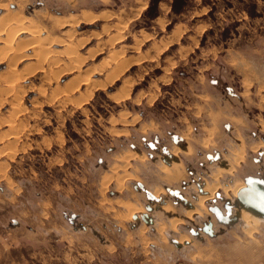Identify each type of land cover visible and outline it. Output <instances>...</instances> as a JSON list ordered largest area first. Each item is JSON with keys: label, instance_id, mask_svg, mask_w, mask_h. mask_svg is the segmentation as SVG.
Returning <instances> with one entry per match:
<instances>
[{"label": "rangeland", "instance_id": "rangeland-1", "mask_svg": "<svg viewBox=\"0 0 264 264\" xmlns=\"http://www.w3.org/2000/svg\"><path fill=\"white\" fill-rule=\"evenodd\" d=\"M150 1L0 0L53 52L0 45V264H264L229 191L264 179V0Z\"/></svg>", "mask_w": 264, "mask_h": 264}, {"label": "bare ground", "instance_id": "bare-ground-1", "mask_svg": "<svg viewBox=\"0 0 264 264\" xmlns=\"http://www.w3.org/2000/svg\"><path fill=\"white\" fill-rule=\"evenodd\" d=\"M3 15V14H2ZM3 16H6V15H3ZM12 17V16H11ZM3 18V17H2ZM5 20H0L1 21V23L2 24H0V25H2V27L0 28V45L1 44H3V47L1 48V50L2 49H6L5 50V57L6 56H9V55H7L8 54V52L9 51H11V53H10V58L12 59V63L14 64L13 65V67L12 68H10V70L12 71V74H13V76H14V78L16 77V75H17V73H18V71H16L17 69H16V67H17V65H18V62L20 61V62H24V61H28V63H29V59H30V57H31V55H29V54H32V53H29L28 55L27 54H25L26 53V51L24 50V48H19V47H17V45H16V42H12V41H9V38L7 39V40H2L3 38V36H6V35H12V33H16L17 35L16 36H25V35H32L33 37L31 38V39H33L32 40V42L30 43V44H28V45H30V47H31V49L33 48V49H35V48H42V47H40L41 45H43V43H45V42H48V41H46V39H45V35H44V37L42 38V36H36V35H34V34H38V33H34L33 31H35V30H32V26L34 25V24H32L33 22H32V20H27L28 21V23L30 24V25H28V23L26 24L25 22H27V21H25V22H23V21H18V22H15V21H11L10 20V17L9 18H4ZM22 19V18H21ZM3 21H6V23L4 22L3 23ZM36 25V24H35ZM38 27V26H37ZM34 29H36L35 27H34ZM39 29H37V31H38ZM41 30V29H40ZM39 30V31H40ZM36 31V32H37ZM38 31V32H39ZM42 33V32H41ZM39 35H40V33H39ZM15 36V37H16ZM9 37V36H8ZM14 37V36H13ZM15 37H14V40H15ZM49 37H51L50 35H48V38L47 39H50ZM7 38V37H6ZM21 40H22V38H21ZM4 41L7 43V44H5L4 43ZM50 42V41H49ZM22 43V42H21ZM25 43H27V41L25 42ZM28 43H29V41H28ZM65 43V42H64ZM47 44V43H46ZM68 44V43H67ZM66 45V44H65ZM71 45H72V43H71ZM49 46L52 48L53 46H55V43L54 42H52L51 41V43L49 44ZM48 45H45V47H47V48H50ZM70 46V44H68V47ZM22 47V46H21ZM23 47H25L24 45H23ZM26 48V47H25ZM44 48V47H43ZM28 49V48H27ZM73 50V49H72ZM6 51H8V52H6ZM1 52V51H0ZM52 52V51H51ZM50 51H47L46 49H45V51H43V52H33V57L34 56H36V57H38L37 59H38V61L40 62V60H46V59H48L49 58V60H50V58L53 56V55H51L50 53H51ZM1 54H2V52H1ZM52 54H53V52H52ZM68 55V54H67ZM4 57V58H5ZM4 58H0L1 60H3ZM6 59V58H5ZM68 59H69V61H70V63H72V64H74V63H76L77 61H78V56L77 55H75V52H74V55H73V53L71 52V54H69V56H68ZM53 61V60H52ZM11 63V62H10ZM11 63V64H12ZM43 63V62H42ZM53 63H56V66L58 65L57 64V61L55 62V60H54V62ZM60 63V62H59ZM42 65V64H41ZM54 66V65H53ZM52 66V67H53ZM10 67V66H9ZM70 67H71V65H70ZM69 67V68H70ZM73 67V66H72ZM42 68V67H41ZM40 68V69H41ZM68 68V67H67ZM60 69V68H59ZM64 69V68H63ZM76 69H78L77 67H76V65L72 68V73H75V71H76ZM19 70V69H18ZM62 70V69H61ZM70 70V69H69ZM63 72H65V71H63ZM44 73V72H43ZM6 76V75H5ZM20 76V75H19ZM10 77V76H9ZM21 77H23V76H20V78ZM13 78V80H11L10 79V81H8V82H6V84H5V86H4V89H5V91H8V92H6V93H12L13 95H14V92L18 89V86H17V83L15 82V80L16 79H14ZM23 78H25V77H23ZM20 89V88H19ZM18 89V90H19ZM3 90V87H1V91ZM4 91V92H5ZM11 94V95H12ZM16 94V93H15ZM19 94H21V93H19ZM6 96H8V95H6ZM13 107H15L14 106V104H13ZM17 108V107H16ZM18 109H16V111H17ZM20 113V112H19ZM8 123V122H7ZM14 129V128H13ZM236 187H233L232 189H229V191H231V192H233V195H234V197L235 198H237V196H238V193L242 190V189H244L245 187H247L245 184H238V185H235ZM226 189H228V187L226 188ZM215 193H216V188H214L213 190H212V192H209L206 196H204V197H202L200 200H199V202H200V205L202 206V205H205V201H207V200H210V198L212 199L214 196H215ZM238 202V201H237ZM238 204V203H237ZM240 207V206H239ZM235 213H237V215L241 218V220H242V222L248 227V226H250L251 225V227L249 228L250 230L249 231H251V230H254L255 228L253 227L254 225H257V223H260V222H263L264 221V218L262 219L261 217H258V216H256L250 209H246V208H243L242 207V210L241 211H238V210H236L235 211ZM188 214L190 215L191 214V211H189L188 212ZM234 215V213L232 214V216Z\"/></svg>", "mask_w": 264, "mask_h": 264}, {"label": "water", "instance_id": "water-1", "mask_svg": "<svg viewBox=\"0 0 264 264\" xmlns=\"http://www.w3.org/2000/svg\"><path fill=\"white\" fill-rule=\"evenodd\" d=\"M245 187L242 189L237 196V200L240 205L247 210L250 209L256 216L264 218V179H259L257 177H247L245 179ZM231 205L227 204V214H224L222 210L217 207H211V212L214 213L215 217L221 223L226 225H233L235 221L238 220L236 217L231 216Z\"/></svg>", "mask_w": 264, "mask_h": 264}, {"label": "trees", "instance_id": "trees-1", "mask_svg": "<svg viewBox=\"0 0 264 264\" xmlns=\"http://www.w3.org/2000/svg\"><path fill=\"white\" fill-rule=\"evenodd\" d=\"M159 2H160V0H151L149 3L150 6H149L148 10L144 13V17H146L149 20L156 18L159 15V11H158ZM177 2H178V0H174V2L172 3L173 4V11L175 14L179 15L181 11L177 8L178 7ZM249 15L251 17H254V15L252 13H249Z\"/></svg>", "mask_w": 264, "mask_h": 264}, {"label": "crops", "instance_id": "crops-1", "mask_svg": "<svg viewBox=\"0 0 264 264\" xmlns=\"http://www.w3.org/2000/svg\"><path fill=\"white\" fill-rule=\"evenodd\" d=\"M3 8H4V7H3ZM3 8H2V9H3ZM172 9H173V5H172ZM179 15H180V14H179ZM12 138H13V137H12ZM15 224H18L17 221H15ZM153 248H154V246H153Z\"/></svg>", "mask_w": 264, "mask_h": 264}]
</instances>
